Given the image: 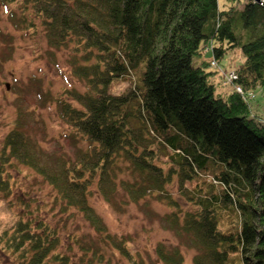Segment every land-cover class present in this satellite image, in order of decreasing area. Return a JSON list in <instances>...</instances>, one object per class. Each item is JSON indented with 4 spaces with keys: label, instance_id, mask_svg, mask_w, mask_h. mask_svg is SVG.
<instances>
[{
    "label": "trees",
    "instance_id": "trees-1",
    "mask_svg": "<svg viewBox=\"0 0 264 264\" xmlns=\"http://www.w3.org/2000/svg\"><path fill=\"white\" fill-rule=\"evenodd\" d=\"M0 4L11 7L15 27L35 33L39 21L51 48L70 51L71 74L86 90L66 89L69 97L57 98L56 105L88 143L73 161L42 164L40 147L23 129L20 114L2 142L0 193L11 194L6 163H24L52 185L64 208L85 214L101 244L122 251V241L89 203L93 185L108 201L118 192L135 202L156 194L173 207L164 219L195 250L192 264H229L232 253L238 264H264V110L253 112L244 97L264 89V1ZM236 48L244 56L234 80L242 92L217 93L211 79L218 71L207 67ZM208 49L213 57L194 64ZM118 80L131 87L112 92ZM176 180L193 209H183L168 191ZM23 210L0 232V249L17 264H87L85 259L103 257L98 248L81 245L82 261H70L56 251V230L34 210ZM157 255L165 264L185 262L179 247L158 246Z\"/></svg>",
    "mask_w": 264,
    "mask_h": 264
},
{
    "label": "rangeland",
    "instance_id": "rangeland-1",
    "mask_svg": "<svg viewBox=\"0 0 264 264\" xmlns=\"http://www.w3.org/2000/svg\"><path fill=\"white\" fill-rule=\"evenodd\" d=\"M242 5L240 2L238 6ZM10 8L0 4V153L4 137L18 123L21 114L23 129L40 147L39 161L56 167L60 159L73 161L80 149L88 147V143H83L72 126L61 117L56 99L69 97L64 94L66 89L84 92L86 86L71 74L70 51L51 48L39 21L35 33L15 27L9 16ZM212 57V51L208 49L201 56L194 57V64H199L201 59L209 61ZM243 62L242 51L236 48L217 60L215 68L207 67L218 71L214 81L217 93L229 94L234 89L239 92L235 78L230 81L225 74L237 76ZM130 87L128 82L118 80L110 90L123 93ZM262 94L264 89L261 87L245 93L253 112L264 110ZM73 104L80 107L75 101ZM164 167L168 169L169 165ZM4 171L10 177L11 194L0 193V232L15 224L22 209L24 214L32 209L56 230L59 237L56 251L72 262L82 261L81 245H88L98 248L103 257L85 259L87 264H165L157 255V247L163 245L168 249L179 247L185 255L184 264H192L195 250L187 238L164 219L173 207L158 199L156 194L135 202L127 201L123 193L118 192L113 200L108 201L93 185L89 203L107 231L122 241V251L113 244H101L85 214L74 206L64 208L55 198L52 185L34 168L12 160V164L6 163ZM167 189L183 209L194 208L180 194L177 180ZM238 261V254L232 253L229 264H238ZM0 264L17 262L0 249Z\"/></svg>",
    "mask_w": 264,
    "mask_h": 264
},
{
    "label": "built area",
    "instance_id": "built-area-1",
    "mask_svg": "<svg viewBox=\"0 0 264 264\" xmlns=\"http://www.w3.org/2000/svg\"><path fill=\"white\" fill-rule=\"evenodd\" d=\"M212 64H213V65H216V61H213ZM227 75H228V78L230 79V81H232L233 78H236V77H237L234 73H233V75H232V73H231V74H230V73H229V74H226V76H227ZM231 79H232V80H231ZM237 88H238L239 92H242L240 86H238Z\"/></svg>",
    "mask_w": 264,
    "mask_h": 264
},
{
    "label": "water",
    "instance_id": "water-1",
    "mask_svg": "<svg viewBox=\"0 0 264 264\" xmlns=\"http://www.w3.org/2000/svg\"><path fill=\"white\" fill-rule=\"evenodd\" d=\"M258 3H262L264 0H255Z\"/></svg>",
    "mask_w": 264,
    "mask_h": 264
},
{
    "label": "crops",
    "instance_id": "crops-1",
    "mask_svg": "<svg viewBox=\"0 0 264 264\" xmlns=\"http://www.w3.org/2000/svg\"><path fill=\"white\" fill-rule=\"evenodd\" d=\"M213 81H215V76L212 78Z\"/></svg>",
    "mask_w": 264,
    "mask_h": 264
}]
</instances>
